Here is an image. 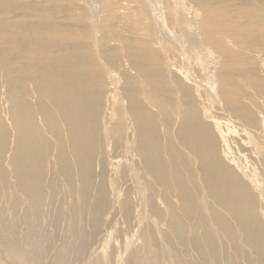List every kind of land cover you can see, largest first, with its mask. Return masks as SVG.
Here are the masks:
<instances>
[{"label":"rangeland","instance_id":"obj_1","mask_svg":"<svg viewBox=\"0 0 264 264\" xmlns=\"http://www.w3.org/2000/svg\"><path fill=\"white\" fill-rule=\"evenodd\" d=\"M94 1L96 32L81 0H0L2 147L26 127L21 145L40 148L29 155L41 168L29 200L20 175L31 168L16 171L6 147L0 162L21 240L38 220L43 264H89L97 252L104 264H240L241 249L254 264L258 240L253 228L239 230L238 198L244 193L254 224L249 204L264 167V0H129L154 20V39L136 43L120 23L131 15L118 20L122 0ZM177 19L179 43L169 30ZM32 193L48 195L40 214ZM113 233L126 247L116 261L106 245Z\"/></svg>","mask_w":264,"mask_h":264},{"label":"bare ground","instance_id":"obj_2","mask_svg":"<svg viewBox=\"0 0 264 264\" xmlns=\"http://www.w3.org/2000/svg\"><path fill=\"white\" fill-rule=\"evenodd\" d=\"M81 3L84 6L85 9V22L89 26L90 32H96L97 31V24L96 21L99 18L101 14L100 5H98L94 0H81ZM72 6H75L72 4ZM121 15L119 16L118 20L121 17H124L127 14H130V18H126L124 20H121L120 23L125 27L132 28V37L135 39V43L138 40L142 41H150L154 39V34L151 29V25L154 23L153 19L150 20H144L140 17L139 13L135 10V8L129 3V0H122L121 2ZM29 15H33V13H29ZM227 20H230L229 18ZM60 21H57L59 23ZM169 30L177 43H179L183 38L182 33V22L180 19H177L176 21H173L169 25ZM241 36V34H234L233 37L237 38ZM141 43V47H148L151 50H153L156 53L161 54L164 51V47L160 45L159 43L153 42V43ZM81 46L88 48L92 45L89 41H80L79 42ZM163 71L167 74L171 73L172 71L169 68H164ZM24 98V97H23ZM60 100V98H57ZM11 100V99H10ZM57 102L56 100L53 101V103ZM55 108H58V104H54ZM19 109H29L28 106L19 107ZM11 115L14 117H20L19 111L15 109L14 107H11ZM64 125L68 126V129L71 127H74L75 123H71L67 120L65 116H62ZM5 126H0V147H2V144L7 142V138L3 136ZM25 131L24 133L19 134V138L11 141L8 145L4 146V148H11L13 149L11 160L13 161L12 166L13 168L21 171H29V167L31 170L29 171V175L27 174H21L20 175V181L22 183V189L26 192L28 195L29 200V192L33 191V184L35 181L39 178L41 174V168L38 166V161L36 159L29 158V155L36 156L38 155L40 148L37 144H32L29 146V148L21 145L25 141V137L29 136V130L24 127ZM15 139V138H14ZM68 142H74V139L72 138V134L70 130H68V136L66 138ZM151 148V145H148ZM3 147L0 148V162L2 161V158L6 156V149ZM20 158L22 161L18 160ZM254 160H256V156L251 157L250 163H252ZM145 164H148L146 162ZM257 176L256 179L259 183L260 187H263V189L259 190L258 194H256L257 200L251 202L249 204V208L252 210L254 209V212L251 214L250 219L254 222V224L248 225L246 223L247 216L244 210L245 205V195L239 194L238 198V205L240 207V229L244 230L247 226L250 228H253L254 234H252L253 237L258 240V244L253 243L251 245V248L256 251L257 257L253 255V263L257 264L259 261H261V264H264V167L259 165L257 167ZM244 171H241V174H243ZM147 175H149V172H145ZM8 176L2 175V168L0 166V252L2 253V257L4 260L8 261L7 263L3 264H43L42 262V246H40L37 243V235L40 237L37 233V225L40 224L38 220L32 221L34 224H36L33 229L27 231L24 238L21 240L20 236L18 235L17 230V223L16 222V215L15 211L8 210L7 206L8 204L14 200V198H11L8 194L7 190L5 189V185L3 184L2 180H5ZM33 195V204L36 207L38 213H42V210H39L42 206V203L46 201L48 198V195H46L42 200H39L35 193H32ZM21 203V202H20ZM25 221L29 222V212L25 215ZM17 221H19L17 219ZM148 223V225H153L154 222L152 219H148L145 221ZM60 221H52L51 225L56 227L59 225ZM145 223V224H147ZM173 224V221H172ZM140 228V225H138ZM255 228V229H254ZM150 229V228H149ZM239 232V231H238ZM154 233V232H152ZM238 243L241 246H246V244L249 243L248 240L244 239V237H239ZM30 244V245H29ZM106 245L108 247L114 246L116 249V252H114L110 256V260L116 261L120 254L123 252L124 243L121 240H118L116 238L115 233L110 235V239L106 242ZM29 246L30 249H29ZM124 248V249H123ZM241 258H240V264H247L245 260V251L243 249L240 250ZM33 258L31 261L29 257ZM95 257V258H94ZM94 260H91V264H104V261L107 259V256L105 254H102L101 252H97L94 255ZM138 255H133V259L137 260ZM89 263V264H90ZM54 264H66V260L63 258H59ZM136 264H145L144 261H137Z\"/></svg>","mask_w":264,"mask_h":264}]
</instances>
